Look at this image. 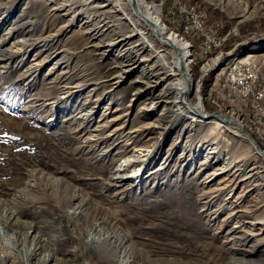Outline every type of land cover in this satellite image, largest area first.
I'll use <instances>...</instances> for the list:
<instances>
[{
    "label": "rangeland",
    "instance_id": "obj_1",
    "mask_svg": "<svg viewBox=\"0 0 264 264\" xmlns=\"http://www.w3.org/2000/svg\"><path fill=\"white\" fill-rule=\"evenodd\" d=\"M110 1L0 0V46L16 53L0 59V264H227L252 250L264 264L263 123L223 84L240 63L264 89V0H148L188 44V100L198 90L214 115L174 124L152 81L161 58L129 50L137 36L123 41L131 23ZM137 148L156 149L148 166L110 181Z\"/></svg>",
    "mask_w": 264,
    "mask_h": 264
},
{
    "label": "bare ground",
    "instance_id": "obj_2",
    "mask_svg": "<svg viewBox=\"0 0 264 264\" xmlns=\"http://www.w3.org/2000/svg\"><path fill=\"white\" fill-rule=\"evenodd\" d=\"M112 3L116 7L117 11L121 13L123 17L128 19V21H130L131 23V27H132V28L130 27L131 33L125 37L123 36V41L127 37L130 38L132 36H137L135 43L133 45H129V50L136 49L138 53H140V52H144L146 49H149L150 54L148 60L157 57L159 59L161 58V62L159 64L160 65L162 64V67L160 66L159 69L158 66H155L158 68V72L155 73L154 80L152 81L163 82V88L160 89L162 90L161 95L166 96V94L169 95L171 94L172 99L170 102L172 103V108L174 109V116H173L174 119L172 124L176 123L177 122L176 120L185 117V115H190L191 117H193V121H199V122L211 118L212 116L207 117L209 115L204 110V106L198 90L196 91L195 94L197 95L196 99L194 98L193 102H190L188 100V97L190 96L188 87L190 86V90H191L193 84L192 75L189 73L188 58L190 56V52L187 53L185 52V50L188 48V44L177 38V35H175L174 33H169L167 36L165 35L166 34L165 31L167 28L166 24L159 16L155 14L153 7L148 0H113ZM241 16H246V14H244L243 12V14L241 13ZM155 41L160 43L161 45L160 49L156 48L157 45L155 44ZM25 43L26 42L23 41L16 44L19 45L20 49H23L25 47ZM213 45H214V41H213ZM213 45L208 47L212 48ZM167 49L173 50V52H175L176 54L175 55L176 60L174 64H169L165 62L163 59L162 51ZM15 54L16 53L13 52L9 53L6 48L0 46V59H5L6 61L5 64H8L12 60H14ZM253 58L254 55L250 54L248 55V57L243 58L241 61H244L245 59L246 62L247 60L250 61ZM137 62H140V59H137ZM263 94H264V89H263ZM243 102H244V95H243ZM188 106H190L191 109L188 108ZM250 118H255V117L250 116ZM211 119H214V115L213 118ZM222 119L224 120L222 126H225L227 128L238 129V126H234V125H239L236 121L229 119L225 116H222ZM171 126L173 125L164 126L163 132L167 134ZM239 127L240 130L242 131V132L238 131L239 134L246 136L247 139H249L250 142L254 145L252 139H250L247 133L243 131L244 128L241 125H239ZM161 143H162L161 141L158 142L156 149L159 146H161ZM254 146L259 151L262 150L261 146L260 148H258L256 145ZM156 149L137 148L132 153L127 154L122 159V162L119 165L113 167L109 176V180L114 183L120 184V186H123L128 181H133L134 176L137 175L144 168H146L148 164L152 161L153 157L155 156ZM52 181L56 182L55 179H53ZM234 237H236L235 232L229 231V234L226 235V239H232ZM109 240L110 238L108 235L100 237L99 239H97L98 242L97 248H99L102 243H108ZM122 244H120L119 247L122 248L123 247ZM126 250H127L126 248H123L122 252H126ZM253 251L254 250L250 251L249 255H245L244 253L239 254L236 253L235 251H232V253L229 256V260L227 264H260V261L254 258Z\"/></svg>",
    "mask_w": 264,
    "mask_h": 264
},
{
    "label": "built area",
    "instance_id": "obj_3",
    "mask_svg": "<svg viewBox=\"0 0 264 264\" xmlns=\"http://www.w3.org/2000/svg\"><path fill=\"white\" fill-rule=\"evenodd\" d=\"M194 26L202 29L201 18L195 15L192 19ZM214 37L207 39L206 49L213 45ZM209 41V42H208ZM245 61V59H244ZM260 71L255 69H241L240 63H234L233 69L227 77H224L223 84L229 85V90L239 96L241 105L245 112L263 123L264 130V98L263 89L260 83ZM243 95H250V102H243Z\"/></svg>",
    "mask_w": 264,
    "mask_h": 264
},
{
    "label": "water",
    "instance_id": "obj_4",
    "mask_svg": "<svg viewBox=\"0 0 264 264\" xmlns=\"http://www.w3.org/2000/svg\"><path fill=\"white\" fill-rule=\"evenodd\" d=\"M243 131L247 133V135L252 139V142L254 145H256L258 148H260V144L257 142V140L254 138V136L244 127ZM264 157V156H263Z\"/></svg>",
    "mask_w": 264,
    "mask_h": 264
},
{
    "label": "trees",
    "instance_id": "obj_5",
    "mask_svg": "<svg viewBox=\"0 0 264 264\" xmlns=\"http://www.w3.org/2000/svg\"><path fill=\"white\" fill-rule=\"evenodd\" d=\"M213 76H214V75L210 74V77L207 79L208 82L212 83V80H213L212 78H213ZM257 140H258V139H257ZM258 141H259V140H258Z\"/></svg>",
    "mask_w": 264,
    "mask_h": 264
}]
</instances>
